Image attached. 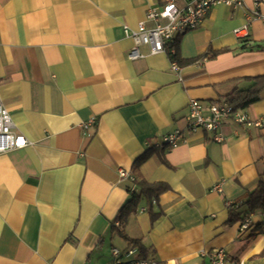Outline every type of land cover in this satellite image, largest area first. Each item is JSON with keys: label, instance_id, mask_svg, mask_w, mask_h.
Instances as JSON below:
<instances>
[{"label": "crops", "instance_id": "crops-1", "mask_svg": "<svg viewBox=\"0 0 264 264\" xmlns=\"http://www.w3.org/2000/svg\"><path fill=\"white\" fill-rule=\"evenodd\" d=\"M166 1L0 0V101L28 140L0 154V264H110L112 247L130 246L158 264H212L215 248L264 264V212L249 214L245 228L229 221L264 184V129L228 120L220 142L198 129L175 147L160 145L184 127L191 99L225 100L264 74V49L255 48L264 47V28L252 0L218 4L178 35L185 61L178 71L166 52L149 54L147 45H138L144 57L129 59L134 43L122 25L135 28ZM244 23L247 44L233 35ZM214 50L221 52L198 64ZM240 108L264 116V89ZM144 153L137 175L134 162ZM118 168L134 176L133 191ZM140 179L167 189L150 210L141 198L122 224L118 213ZM217 182L221 192L211 191Z\"/></svg>", "mask_w": 264, "mask_h": 264}, {"label": "built area", "instance_id": "built-area-1", "mask_svg": "<svg viewBox=\"0 0 264 264\" xmlns=\"http://www.w3.org/2000/svg\"><path fill=\"white\" fill-rule=\"evenodd\" d=\"M218 4H224L231 7H241L243 0H186L183 4H178L177 0H167L160 5H153L148 8L145 18L138 21L135 28L128 25H122L125 36L133 40V47L128 53L129 59H137L145 55L140 53L138 45H147L149 54L162 53L166 51L174 52L170 48L171 43L181 33L196 28L206 15L208 10ZM251 13L254 17L260 19L264 28V0H252ZM147 22H152L148 26ZM233 35L236 39L244 43H250V23H244L233 29ZM205 59H198L201 64ZM170 68L174 71L179 70L176 61H171ZM186 123L183 128L174 129L166 133L160 139V145L167 149L183 143L187 135L198 129L208 131L213 134V140L220 142L222 136L219 133V127L223 121H232L244 128L257 127L264 129V116L251 115L245 109L233 107L225 100L212 102L205 105L197 99H191L187 105ZM91 117L81 123L80 127L84 132L93 122ZM28 143L26 137L14 130V123L8 109L0 101V154L14 149L22 148ZM119 177L129 179L133 183L131 191L135 189V178L132 173L123 168H118ZM221 183L217 182L211 187L213 192H221ZM226 205L237 207L238 203L226 201ZM116 225H119L117 222ZM247 221L241 223L245 228ZM212 264H243V261L230 259L226 251L222 248H215L209 252ZM110 264H158L153 256L139 257L136 248L133 246L125 250L117 247L111 249Z\"/></svg>", "mask_w": 264, "mask_h": 264}, {"label": "trees", "instance_id": "trees-1", "mask_svg": "<svg viewBox=\"0 0 264 264\" xmlns=\"http://www.w3.org/2000/svg\"><path fill=\"white\" fill-rule=\"evenodd\" d=\"M170 48H174V52L171 53L169 50L166 51L167 56L169 57L170 61H176V63L180 66L185 61L181 59L179 54V38L178 36L174 39L171 43ZM256 49H264L259 45L255 46ZM221 50H214V51H207L195 59H211L214 58ZM194 59V60H195ZM195 60V61H196ZM251 84L246 89H233L229 93L225 95V101L231 104L233 107H244L248 106L249 104L257 101L260 98V93L264 89V74L260 76L253 77ZM147 157V154L144 153L140 157H138L134 162V173L137 174V168L139 164ZM138 175V174H137ZM139 191L138 193H134L132 198L127 202L119 211L118 217L122 224L127 219V216L132 212L135 211V208L139 204L141 198H144L146 201V208L150 210V203L153 197H157L162 191L167 189V186L162 183H148L143 179L138 181ZM246 211L244 213H234L231 211L229 221L235 222L240 220V222H244L249 214L254 212L255 210H261L264 212V184L261 180L258 182L257 186L248 193L247 199L245 201ZM229 206V205H228ZM234 207V206H229ZM238 207V205H237ZM235 207V208H237ZM156 214L151 215L154 217ZM118 234L128 240L132 245H136L137 241L135 239L129 238L124 230L121 228L118 230ZM139 257H145L143 254H139Z\"/></svg>", "mask_w": 264, "mask_h": 264}]
</instances>
